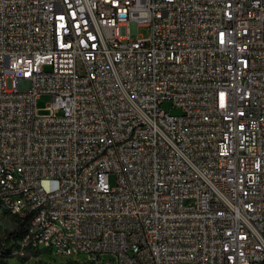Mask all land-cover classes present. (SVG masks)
<instances>
[{"label": "built area", "instance_id": "obj_1", "mask_svg": "<svg viewBox=\"0 0 264 264\" xmlns=\"http://www.w3.org/2000/svg\"><path fill=\"white\" fill-rule=\"evenodd\" d=\"M39 252L264 264V0H0V262Z\"/></svg>", "mask_w": 264, "mask_h": 264}, {"label": "rangeland", "instance_id": "obj_2", "mask_svg": "<svg viewBox=\"0 0 264 264\" xmlns=\"http://www.w3.org/2000/svg\"><path fill=\"white\" fill-rule=\"evenodd\" d=\"M130 33L132 37H141L145 38L146 37V32L143 29H138L134 25H131L130 27ZM49 97L48 96H40L34 104L35 110H37V114L42 115L44 114L43 109L46 106V104L49 102ZM161 110L163 111H169L171 114H177L178 111L176 110H171L170 103L168 102H163L160 106ZM108 184L110 186H113V177L109 176L108 177ZM62 261H67L65 259H53L51 258L48 254L39 252L35 254H31V256H27L24 260H14L9 262V264H55V263H62Z\"/></svg>", "mask_w": 264, "mask_h": 264}, {"label": "trees", "instance_id": "obj_3", "mask_svg": "<svg viewBox=\"0 0 264 264\" xmlns=\"http://www.w3.org/2000/svg\"><path fill=\"white\" fill-rule=\"evenodd\" d=\"M21 260H24V259H21ZM0 264H6V263L0 262ZM55 264H62V263H55ZM63 264H75V263H73L71 261H67V262H65Z\"/></svg>", "mask_w": 264, "mask_h": 264}]
</instances>
